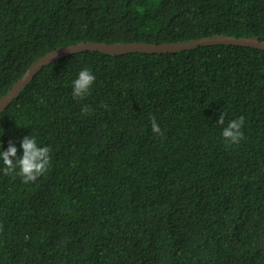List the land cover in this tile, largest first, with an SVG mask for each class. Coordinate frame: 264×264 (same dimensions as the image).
Masks as SVG:
<instances>
[{
    "label": "trees",
    "instance_id": "obj_1",
    "mask_svg": "<svg viewBox=\"0 0 264 264\" xmlns=\"http://www.w3.org/2000/svg\"><path fill=\"white\" fill-rule=\"evenodd\" d=\"M216 34L264 40V0H0V96L60 47ZM222 114L245 118L239 145ZM29 134L50 168L0 172V264H264V50L72 54L0 111L3 150Z\"/></svg>",
    "mask_w": 264,
    "mask_h": 264
},
{
    "label": "clouds",
    "instance_id": "obj_2",
    "mask_svg": "<svg viewBox=\"0 0 264 264\" xmlns=\"http://www.w3.org/2000/svg\"><path fill=\"white\" fill-rule=\"evenodd\" d=\"M95 80L96 77L89 68L81 69L77 77L72 81L71 95L73 99L83 100L90 95V90ZM92 111L87 105L81 109L82 115H89ZM150 120L152 132L163 136L155 117L150 116ZM216 123L223 126L221 136L226 147L239 145L244 139L242 128L245 118L243 116L239 117V119H233L225 125L224 114H222ZM19 143L22 151L18 155V149L13 141H8L7 150H3V144L0 142V172L6 176H19L25 184L35 182L50 168L51 149L48 146H40L37 138L30 134L22 137Z\"/></svg>",
    "mask_w": 264,
    "mask_h": 264
},
{
    "label": "water",
    "instance_id": "obj_3",
    "mask_svg": "<svg viewBox=\"0 0 264 264\" xmlns=\"http://www.w3.org/2000/svg\"><path fill=\"white\" fill-rule=\"evenodd\" d=\"M234 45L245 46L264 50V40L257 36H230L227 34H216L213 36L202 37L192 40L177 42H99L88 41L60 47L36 60L28 71L12 86L3 96H0V111H5L21 93L25 90L35 76L47 65L72 54L84 51H99L112 56L124 55L129 53L146 54H169L185 50H193L201 46Z\"/></svg>",
    "mask_w": 264,
    "mask_h": 264
}]
</instances>
